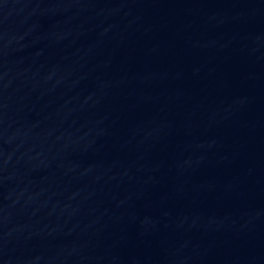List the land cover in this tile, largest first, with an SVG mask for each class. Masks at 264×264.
<instances>
[{
  "label": "water",
  "instance_id": "95a60500",
  "mask_svg": "<svg viewBox=\"0 0 264 264\" xmlns=\"http://www.w3.org/2000/svg\"><path fill=\"white\" fill-rule=\"evenodd\" d=\"M0 264H264V0H0Z\"/></svg>",
  "mask_w": 264,
  "mask_h": 264
}]
</instances>
